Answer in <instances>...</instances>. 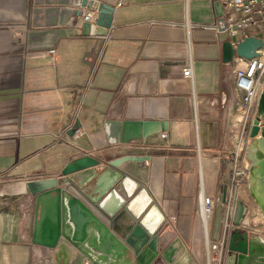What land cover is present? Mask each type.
I'll return each mask as SVG.
<instances>
[{
  "label": "crops",
  "instance_id": "0c3cea01",
  "mask_svg": "<svg viewBox=\"0 0 264 264\" xmlns=\"http://www.w3.org/2000/svg\"><path fill=\"white\" fill-rule=\"evenodd\" d=\"M53 1L51 11L37 14L35 0H0V264H32L44 247L32 242L35 193L21 184L59 178L67 163L85 154L97 166L73 171L71 181L87 186L120 159L118 168L139 180L164 214L138 257L119 238L136 263L197 262L193 250L201 233L207 238L201 192L215 202L210 238L228 243L237 226L224 234L225 220L232 221L226 197L246 205L248 222L250 205L244 189L229 185L235 158L224 117L236 63L223 62L228 36L205 26L222 12V0H94L114 7L105 35H84L77 16L67 24L69 5ZM90 10L82 8L81 17ZM187 64L191 79L183 76ZM110 120H157L162 128L144 140L110 143ZM74 214L79 222L87 218L77 206ZM211 223L219 231L211 232Z\"/></svg>",
  "mask_w": 264,
  "mask_h": 264
},
{
  "label": "water",
  "instance_id": "95a60500",
  "mask_svg": "<svg viewBox=\"0 0 264 264\" xmlns=\"http://www.w3.org/2000/svg\"><path fill=\"white\" fill-rule=\"evenodd\" d=\"M53 2L35 0L37 7L33 9V13L46 14L52 10L47 4ZM57 3L69 5L70 19L67 24H72L77 16L76 25L81 26L84 35H105L111 26L114 11L111 5L94 0L69 2L58 0ZM84 7L97 10L94 23L83 21L81 14ZM262 47L263 37H245L239 41L236 48L226 40L222 44L223 62H232L234 55L245 59L260 56L259 49ZM78 125L76 121L70 134L79 127ZM106 125L110 143L144 140L160 132L162 128V123L157 120H110ZM248 136L251 140L244 152L248 162L247 190L264 221V87L256 103ZM97 162L95 159L94 164ZM119 165L120 159L109 161L108 165L84 187L71 181L70 174L75 170L69 172L63 170L59 178L45 177L26 181L28 190L35 193L32 242L53 248L64 237L74 245L79 241L88 240V244L97 249L108 251L124 246L117 239L120 238L138 257L156 235L165 217L148 189L139 180L122 172L118 168ZM46 179L54 180L51 184L43 185L42 180ZM223 193L225 195V190ZM76 206L83 209L87 215L82 222L75 219ZM245 213L246 205L237 199L232 215V221L237 228L229 237L225 264H264V236L257 233L259 229L249 225ZM90 225L95 227L97 239H89L87 228ZM70 226H73V231L68 234L67 229ZM247 231L251 232V235H248Z\"/></svg>",
  "mask_w": 264,
  "mask_h": 264
},
{
  "label": "built area",
  "instance_id": "2783aa9c",
  "mask_svg": "<svg viewBox=\"0 0 264 264\" xmlns=\"http://www.w3.org/2000/svg\"><path fill=\"white\" fill-rule=\"evenodd\" d=\"M222 12L215 20L205 25L209 29L218 33H223L228 36L233 48L237 47L239 41L248 36H256L264 38V0H222ZM97 15V10L91 8L90 11L83 14V21L94 23ZM260 56H254L245 59L241 56L234 55L232 62L236 63L233 74L234 90L239 95L238 110L241 111V118L237 121L245 122L246 117L251 112L254 116L256 103L261 89L264 87V47L259 49ZM55 49L48 50V54L52 57ZM239 62H243L242 67H237ZM183 76L192 78L191 66L187 64L183 68ZM165 133L161 132L160 136L165 137ZM232 168L230 176V188L234 189L241 187L243 180L246 179V167L237 166V156ZM57 177V176H49ZM58 178V177H57ZM226 205L230 215H233L236 198L231 194L226 197ZM215 202L212 198L204 194L199 195V217L201 224L206 222L207 238L206 244L209 256L212 260L219 261L224 249L225 239L214 241L210 238L208 232V222L213 213ZM234 227L231 220H225L223 224L224 232L227 229Z\"/></svg>",
  "mask_w": 264,
  "mask_h": 264
},
{
  "label": "rangeland",
  "instance_id": "374dc122",
  "mask_svg": "<svg viewBox=\"0 0 264 264\" xmlns=\"http://www.w3.org/2000/svg\"><path fill=\"white\" fill-rule=\"evenodd\" d=\"M239 97L240 96L237 95L236 92L232 94V99H233L232 105H230V108H227V111L224 117V122L227 125V129H228V131H225L226 137L228 139L227 148L232 151L231 153L233 155V158L231 159H234V155H236L237 160H238L237 166L241 167L242 161L245 160L244 152H245V148H246V145L249 139L248 129L251 124V120L252 118H254V116L250 112L248 116L246 117L245 122H243V120L242 121L234 120L235 114H241V111L237 109L239 105ZM88 156H91V155H88ZM94 166H97V165L94 164ZM230 171H232L231 168H230ZM229 180H230V177H229ZM243 183L244 184H242L241 187H237L236 189L240 191H243L242 189H244L245 191L244 193L248 195L250 208L247 211V217L250 219L249 225L259 229L262 232V234H264V221L258 216L257 211H256V206L253 203L252 198L249 196L247 192V188L245 184L246 179L243 180ZM234 193L235 192H233V194ZM171 223L172 221L170 220V224ZM210 230L211 232L219 231V226H217V223L215 225L211 223ZM224 234L227 235L226 232H224ZM200 241L201 242L199 244V247L194 248L193 250L194 252H196V250L199 252L198 254L200 255V257L197 258L199 261L197 260V262L195 261V263L193 264H207L208 261H210V264H225V260L228 255L227 237H225V245H224V249H223V252H222V255L219 261L212 260L210 258L209 253H208L207 244H206V241L202 233H201ZM96 242L99 243L98 240ZM60 245L66 246L65 255L63 253L60 254V250H61ZM85 245L88 246V243H86ZM79 247L81 248L84 247V244L80 243L79 241L77 242V244L74 245L70 241L62 237L56 247H53V248L39 247L37 249V252L33 253L32 264H70V262L74 263L75 261L79 259L78 256H79V253L81 252V250H79ZM89 247L94 249L93 246H89ZM95 250H99V249L95 247ZM117 251L120 252L121 248H118ZM120 254L122 253L120 252ZM123 255H124L123 257H126L130 262L134 264H142L141 262H138V263L135 262V258L131 255V252L129 250H126L125 252H123ZM65 260H68L69 262L66 263ZM83 262H84V259H82L79 264H83ZM143 264H162V263L160 261H156V262L154 261V263H152L148 260L147 263L144 262Z\"/></svg>",
  "mask_w": 264,
  "mask_h": 264
},
{
  "label": "bare ground",
  "instance_id": "6f19581e",
  "mask_svg": "<svg viewBox=\"0 0 264 264\" xmlns=\"http://www.w3.org/2000/svg\"><path fill=\"white\" fill-rule=\"evenodd\" d=\"M241 63V65L243 66V62H239ZM240 66V67H242ZM241 118V114H239V118H237L236 120ZM235 120V121H236ZM95 163V159L91 156L88 155H84L80 158H77L75 161L69 162L67 163V165L65 166L64 170L65 172H69V171H73L76 169H80V168H90L91 166H93ZM244 166H247L246 162H243ZM54 179H46V180H42V184L43 185H48L51 184L53 182ZM21 189L26 190L28 189L27 184H21ZM261 217V216H260ZM262 218V217H261ZM205 227H207L206 222H204ZM87 233H88V237L89 239H97L98 237V233L95 229V227L93 225L88 226L87 228ZM119 242H121L122 244H124L119 238H117ZM88 240L86 241H82L80 243L84 244V247H79V250H81V252L79 253L78 256V260L75 261L74 263L70 264H79L80 261L82 259H84L83 264H132V262H130L126 257H123V252H125L126 250H129L128 247L124 244L123 247L118 246L116 249L112 248L108 251H101L99 250H95L90 248L89 246H92L90 244L85 245ZM118 248H121V253L117 251ZM60 254L63 253L65 255V251H66V246L64 245H60ZM66 259V257H65ZM116 261H120V263L116 262ZM66 263H68V260H65ZM208 264H210V261H208Z\"/></svg>",
  "mask_w": 264,
  "mask_h": 264
}]
</instances>
